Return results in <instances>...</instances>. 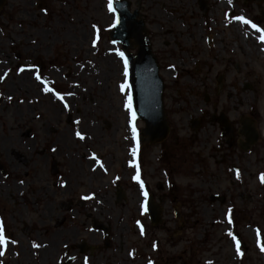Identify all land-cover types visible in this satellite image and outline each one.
Instances as JSON below:
<instances>
[{"label":"rangeland","instance_id":"obj_1","mask_svg":"<svg viewBox=\"0 0 264 264\" xmlns=\"http://www.w3.org/2000/svg\"><path fill=\"white\" fill-rule=\"evenodd\" d=\"M206 1L204 13L193 2L188 11L176 5L179 15L167 9V20L151 17L171 131L164 142L142 147L137 137L144 122L126 107L125 61L117 54L123 52L108 38L114 23L108 0H60L50 16L62 19L63 53L49 47L54 54L38 58L29 49V27L8 23L16 13L8 1L0 13V61L13 67L0 64V155L13 173L0 176V208L8 210V230L17 236L4 244L8 252L18 241L29 254L31 245L51 254L49 264L69 258L84 264L79 246L85 242L90 264H264V43L235 19L264 30V2ZM182 14L187 24L172 26ZM13 51L22 55L19 62ZM32 58L64 67L50 71L52 82L44 85L31 70ZM221 114L234 126L230 143L223 125L211 121ZM242 119L259 134L243 150ZM32 178L43 195L29 194L15 207L10 199L20 189L12 187ZM149 196L161 208L157 225L147 214ZM21 220L34 221L31 235L16 231ZM95 221L107 235L92 228Z\"/></svg>","mask_w":264,"mask_h":264},{"label":"flooded vegetation","instance_id":"obj_2","mask_svg":"<svg viewBox=\"0 0 264 264\" xmlns=\"http://www.w3.org/2000/svg\"><path fill=\"white\" fill-rule=\"evenodd\" d=\"M9 0H6L5 6L2 8V11L0 13H3V9L6 7L8 4ZM13 2L11 3V7L13 10V14L15 13V16L11 18V20L8 22L9 24L12 25L13 28L15 27H24L28 26L29 27V33L27 34V37L31 42H33V45L29 46V49L31 50V54L35 57H40V56H45L48 52L53 53L52 49H49V47H53L56 49V53L58 55L63 53L64 50V41H63V30H62V19L60 17H51L50 14H53L54 10L56 9V4H60V0H12ZM105 1V0H104ZM114 1H123V2H129L130 5V12L134 14L135 12L139 11L140 17L137 18L139 21L140 19H144V24L148 28V33H149V25H150V20L151 17H154L156 19V16L160 18V21L167 20L169 17V14L165 13L166 10L168 9L171 12H176L178 14L179 9H177L175 6L179 5H184L187 9L185 11H188V8L192 6L193 2H196L199 10H201V5L199 0H158L157 2L155 0H113ZM204 2V6L207 7V1L202 0ZM19 5L22 7L19 8ZM32 9V11H31ZM165 17H164V14ZM113 19L115 20L114 13L111 12ZM40 15V16H39ZM179 15V14H178ZM178 20H175V22L171 21V25L174 26V24H187V21L185 20L184 14L179 16ZM41 23H48L52 25V28H48L47 30H41V29H36L37 24ZM113 25V24H112ZM109 27V32L111 31V27ZM159 26V28L163 27V24L161 22L156 24ZM108 32V34H109ZM150 37V34H149ZM17 38H22L24 39V35H17ZM152 38V37H151ZM134 42V40H132ZM152 42V39H151ZM13 43L12 45L15 46V42L11 41ZM20 44L21 41H19ZM152 48H153V42H152ZM15 48H13L14 50ZM154 50V48H153ZM136 53V52H133ZM155 53V51H154ZM12 56L15 59V63L19 62L22 58V55L16 52H12ZM54 54V53H53ZM3 56L4 53H2ZM48 55V54H47ZM46 55V56H47ZM156 59H158L157 54ZM56 58V57H55ZM159 63V59H158ZM1 65H9L13 67V63L9 60L6 62L5 61H0ZM17 67L20 66V63L16 64ZM31 70H33V74L36 76L40 77V79H37V82L43 83L44 85H50L52 82L51 76L49 77L50 71H55L57 69L63 68V64L59 65L56 61L51 60L48 63V66H45L42 64L41 60L34 61V59H31ZM160 66V64H159ZM161 69V66H160ZM8 73V69H5L2 71L1 76L4 77L5 74ZM40 74H46L45 76H40ZM48 74V75H47ZM1 82H5V79L2 80ZM19 85H21L19 83ZM223 117L226 122L229 124L230 127L233 128V136L227 137L228 138V143H230L231 139L234 138V126L230 121L225 117L224 114H221L219 116H214V120L212 119V122L221 124L218 122L219 117ZM220 117V118H221ZM223 125V128L225 130L226 123L221 124ZM241 126H242V121H241ZM242 128V127H241ZM240 131V130H239ZM238 131V134L240 132ZM223 134V132H222ZM224 136V135H223ZM241 136V134H240ZM226 137V136H225ZM243 147H247L245 144ZM242 147V149H243ZM0 159L2 160V155H0ZM3 162V160H2ZM4 163V162H3ZM5 172L3 173L0 170V176L3 178H10L11 172L13 173L12 167L5 165ZM15 168H17L15 166ZM37 179L32 178L30 180H23L21 182L15 183L14 188L15 190L20 189L18 192V196L15 198L11 196L12 204L15 207H18L20 203L26 202L27 197L29 194L33 196L38 195L42 196L39 190L34 189V185L37 183ZM4 183H1L3 185ZM1 195H4V192H0ZM80 205H83V202L80 203ZM8 210L5 208H0V229H2V234L3 236L6 237V246L7 242L9 241L11 244H14V238L17 239V236L14 235L13 232L8 230V223L6 222V214ZM22 221V220H21ZM35 230L34 226V221H22L20 229L16 228V231L20 233L21 235H31ZM18 244V249L13 248V251L8 252L6 246H1L0 247V264H49L50 261H52L51 254L44 253L43 251L39 254L38 252L40 249H38L37 246L31 245L32 249L30 250L31 253H28V250L26 248H22V245L17 241ZM85 246L86 249H82L83 252V263L84 264H90L87 262V254L86 251L90 250L88 245H86L85 242H82V246ZM15 246V245H14ZM9 249V248H8ZM44 249H47V245L44 247ZM71 260V258H69ZM67 260L60 261L58 264H66ZM72 262V261H71ZM70 262V263H71ZM69 263V264H70ZM104 264V263H103Z\"/></svg>","mask_w":264,"mask_h":264},{"label":"water","instance_id":"obj_3","mask_svg":"<svg viewBox=\"0 0 264 264\" xmlns=\"http://www.w3.org/2000/svg\"><path fill=\"white\" fill-rule=\"evenodd\" d=\"M203 11L206 10L204 2L199 0ZM256 2L262 4L264 0H244V3ZM6 0H0V12L5 5ZM115 26L109 34V39L113 43H119L122 46L124 60L127 61L129 91L131 94V104L135 117L143 120L145 128L141 131V136L138 138V145H152L153 143H161L166 140L170 132L167 115L165 113L164 97V81L160 77V70L157 59L151 47L150 37H148V29L144 25V19L137 20L140 17L139 11L132 14L130 12L129 2L114 1L113 3ZM261 16L264 18V8L260 9ZM131 40H134L132 43ZM137 50L136 54L132 51ZM199 119L192 122L193 129L197 130L200 126ZM218 122L226 123L225 130L227 136L231 137L232 127L226 122L223 117H219ZM68 123L71 124L70 116ZM243 128L240 134L245 135L248 145H253L257 140L258 134L255 132L248 122H242ZM0 170L4 173L5 167L0 161ZM118 200H121L123 195L119 192ZM147 212L150 216L151 223L157 225L162 222L160 215L161 208L158 204H154L152 199H148ZM94 229H101V226L95 222ZM86 249L83 245L79 246Z\"/></svg>","mask_w":264,"mask_h":264},{"label":"snow or ice","instance_id":"obj_4","mask_svg":"<svg viewBox=\"0 0 264 264\" xmlns=\"http://www.w3.org/2000/svg\"><path fill=\"white\" fill-rule=\"evenodd\" d=\"M107 7H108L109 12H114L115 11L114 8H113V0H108ZM235 19L239 20L243 24L250 25L256 32L260 33V36L258 38H259L261 43H264V30H262L261 28L257 27L255 24H250V22L248 20H246L245 18H243V17H235ZM115 23H118V20H116L114 22L113 26H115ZM117 54L121 57V59H124L123 53L118 52ZM124 75H125V77H127V75H128V72H127V61L126 60H125ZM37 79L39 80L40 77L37 76ZM126 87H127L126 84L121 85V91H124V89ZM45 90L47 91L49 89H45ZM65 107H67V105H65ZM126 107H128L129 111H131L132 104H131V97L130 96L128 97V100H127V103H126ZM132 118L135 119V114L134 113L132 114ZM132 134H133L132 138H133V140H135L136 139V129H135L134 126L132 127ZM77 135H79V133H77ZM80 138L83 139V137H80ZM132 154H133V156H135L136 148L132 149ZM134 179L138 180V170H137V177H134ZM141 189L143 190V184L142 183H141ZM144 195L146 197L147 193L145 192ZM229 222H231V221H229ZM229 235H231V233H229ZM233 239H235V237H233ZM5 243H6V239L3 236V234H2V230H0V246H3Z\"/></svg>","mask_w":264,"mask_h":264},{"label":"bare ground","instance_id":"obj_5","mask_svg":"<svg viewBox=\"0 0 264 264\" xmlns=\"http://www.w3.org/2000/svg\"><path fill=\"white\" fill-rule=\"evenodd\" d=\"M138 194H139V197H137L136 203L140 204L143 201V198H142V195L140 193H138Z\"/></svg>","mask_w":264,"mask_h":264}]
</instances>
